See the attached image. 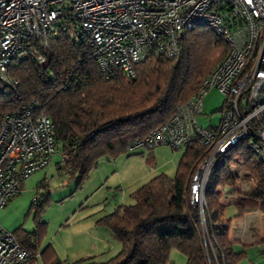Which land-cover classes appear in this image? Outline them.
<instances>
[{"label": "trees", "instance_id": "16d2710c", "mask_svg": "<svg viewBox=\"0 0 264 264\" xmlns=\"http://www.w3.org/2000/svg\"><path fill=\"white\" fill-rule=\"evenodd\" d=\"M29 43L46 62L40 64L29 52L10 63L7 80L0 79V123L21 105L38 102L53 123L62 158L56 169L77 178V187L104 157L126 152L130 142L165 123L228 49L209 27L197 25L179 38L176 55L139 62L133 67L134 75L126 77L106 76L88 38L69 22L53 23ZM207 154L198 140L187 142L172 177L154 176L129 195L132 204L118 205L98 220L120 243L119 252L103 262L86 257L71 264H170L171 250L182 253L186 264H205L199 210L190 203L189 187L191 174ZM151 158L148 155L147 161L153 165ZM233 167L246 171L242 181L251 191L237 189L239 176ZM40 187H47L45 180L37 183ZM226 191L235 196L236 216L250 211L264 214V166L250 150L249 139L218 156L204 195L206 228L224 259L239 264L245 253L234 251L229 240L232 219L221 202ZM49 204V191L40 195L37 204H30L28 212L33 211L35 224L46 225L41 215ZM25 232L21 226L12 231L18 243L35 255L37 240L32 242ZM36 260L32 257L27 264ZM50 264L69 263L54 254Z\"/></svg>", "mask_w": 264, "mask_h": 264}, {"label": "built area", "instance_id": "2783aa9c", "mask_svg": "<svg viewBox=\"0 0 264 264\" xmlns=\"http://www.w3.org/2000/svg\"><path fill=\"white\" fill-rule=\"evenodd\" d=\"M69 22L88 38L93 57L107 75H134L133 67L148 59L176 55L179 38L197 25L209 27L228 49L172 116L144 137L127 145L129 153L167 145L178 150L193 140L208 154L191 174L189 199L201 220L205 264L226 261L204 222L205 188L224 154L249 139L264 166V0H0V79L10 63L27 53L53 23ZM215 90L223 97L220 120L202 126L204 99ZM57 152L53 123L36 101L21 105L0 123V209L15 196L23 179L49 165ZM62 159V158H61ZM39 202V198L34 200ZM264 257V243L260 247ZM0 225V264H27L37 257Z\"/></svg>", "mask_w": 264, "mask_h": 264}, {"label": "rangeland", "instance_id": "374dc122", "mask_svg": "<svg viewBox=\"0 0 264 264\" xmlns=\"http://www.w3.org/2000/svg\"><path fill=\"white\" fill-rule=\"evenodd\" d=\"M222 101L223 97L215 90L209 92L204 100V112L198 118L202 126L208 128L219 123L221 114L218 109ZM148 151L142 149L143 154L132 155L126 151L115 157H104L79 187H77V178L57 171L56 163L61 157L56 152L52 155L49 165L26 177L20 192L0 209V225L8 232L21 226L26 231L23 234L29 236L32 242L38 238L39 253L48 244L53 245L52 248H48L50 251L53 252V247H58L62 250L66 248L67 250L63 251L66 253L71 243L78 240L86 221L98 219L112 212L118 205L132 204L133 200L129 195L152 177L161 173L172 177L184 147L178 150H173L167 145L153 148L151 150L155 157L153 166L144 163ZM232 172L239 176L237 189L251 191L242 181L246 171L241 167H233ZM146 174H150L149 177L140 180L139 177ZM41 180H45L47 187L37 188V183ZM46 191L50 194V204L41 215V220L46 222V225L35 224L33 211L28 212V210L30 204ZM227 192L223 193L221 202L227 204L225 215L231 217L232 225H235L236 209L233 204H228L235 201V196L232 197ZM261 222L264 224V219ZM256 229L252 228L254 233L258 229L260 231L262 227L257 224ZM39 253L35 264H43ZM252 255L254 254H248L239 264H248V258L255 257ZM260 258L264 261L263 257ZM102 260L107 259L102 257ZM169 263L186 264L187 259L179 251L171 250Z\"/></svg>", "mask_w": 264, "mask_h": 264}, {"label": "crops", "instance_id": "0c3cea01", "mask_svg": "<svg viewBox=\"0 0 264 264\" xmlns=\"http://www.w3.org/2000/svg\"><path fill=\"white\" fill-rule=\"evenodd\" d=\"M139 153L143 154L142 150H140V152L138 151L136 154ZM148 155L152 157L151 160L154 165L155 164L154 153L152 151H148L147 156ZM147 156L146 159L144 160V163H148L149 165L153 166L147 161L148 160ZM89 174H91V172ZM149 175L150 174L141 175L142 177L139 178L140 180H144L145 178L149 177ZM233 202L234 200L229 202L228 204H233ZM236 215H235V225H232L231 222L230 230H229V240L233 243L234 251L244 252L245 258H247L248 254L250 255L251 253L254 254L255 257L254 255H252V257L254 258H248V264H264V261L261 260L260 258L262 256L260 255L259 252L261 244L264 243L261 242V239L264 238V224H262L261 222L262 219H264V214H261L260 211H250L243 214L241 217H238ZM103 216L99 217L98 219L86 221L84 223L85 228L81 231L78 240L71 243L68 249L69 251L66 253L63 252L67 250L66 248L62 250L59 249L58 247H53V252L50 251L47 247L50 246V248H52L53 246L52 244H48L39 253L38 242L40 241H38L39 239L37 238V254L38 253L40 254L39 257L41 258L43 264H50L51 261L53 260L54 254L60 260H63L65 262H72V263L86 257H90L98 262H103L106 260H102V257H106V259H109L112 256L116 255L120 250V245H118V241L116 240V238L113 236V234L108 228L98 224V220H100ZM257 224H259L262 227V229H260V231L258 229V231L254 233L252 228L257 230L256 229ZM254 245L256 246L253 247Z\"/></svg>", "mask_w": 264, "mask_h": 264}, {"label": "water", "instance_id": "95a60500", "mask_svg": "<svg viewBox=\"0 0 264 264\" xmlns=\"http://www.w3.org/2000/svg\"><path fill=\"white\" fill-rule=\"evenodd\" d=\"M182 35H180V37H181Z\"/></svg>", "mask_w": 264, "mask_h": 264}]
</instances>
